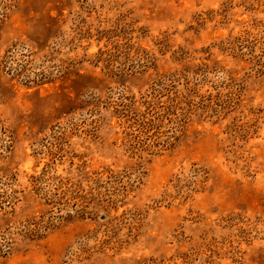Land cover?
Returning <instances> with one entry per match:
<instances>
[{
    "label": "rangeland",
    "instance_id": "rangeland-1",
    "mask_svg": "<svg viewBox=\"0 0 264 264\" xmlns=\"http://www.w3.org/2000/svg\"><path fill=\"white\" fill-rule=\"evenodd\" d=\"M0 264H264V0H0Z\"/></svg>",
    "mask_w": 264,
    "mask_h": 264
}]
</instances>
